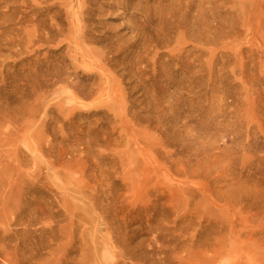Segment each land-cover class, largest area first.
Here are the masks:
<instances>
[{
	"label": "rangeland",
	"instance_id": "1",
	"mask_svg": "<svg viewBox=\"0 0 264 264\" xmlns=\"http://www.w3.org/2000/svg\"><path fill=\"white\" fill-rule=\"evenodd\" d=\"M0 264H264V0H0Z\"/></svg>",
	"mask_w": 264,
	"mask_h": 264
},
{
	"label": "bare ground",
	"instance_id": "2",
	"mask_svg": "<svg viewBox=\"0 0 264 264\" xmlns=\"http://www.w3.org/2000/svg\"><path fill=\"white\" fill-rule=\"evenodd\" d=\"M77 1H78V0H77ZM80 1H82V0H80ZM75 2H76V1H75ZM84 2H85V1H84ZM87 2H88V1H87ZM86 4H87V3L85 2V5H86ZM77 20H78V18H77ZM76 22L78 23V21H76ZM79 24H80V23H79ZM77 25H78V24H77ZM81 26H82V25H81ZM74 27H75V26H74ZM83 27H84V26H83ZM78 28H79V27H75V28H74L75 30H74V32L72 31V33H73L72 35H75V36H76V35L78 34V32H79V31H78ZM79 29L81 30V28H79ZM70 32H71V30H70ZM70 32H69V33H70ZM70 35H71V34H70ZM70 35H69V36H70ZM72 35H71L70 37H72ZM75 36H74V37H75ZM74 37H73V38H74ZM107 37H108V36H107ZM76 38H77V37H76ZM100 57H101V56H100ZM108 87H109V86H108ZM110 87H111V86H110Z\"/></svg>",
	"mask_w": 264,
	"mask_h": 264
}]
</instances>
